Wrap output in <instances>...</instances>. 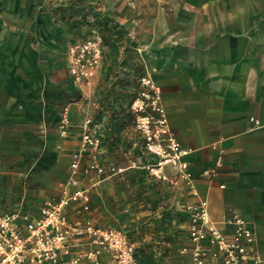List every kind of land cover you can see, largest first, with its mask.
Returning <instances> with one entry per match:
<instances>
[{
  "label": "crops",
  "instance_id": "1",
  "mask_svg": "<svg viewBox=\"0 0 264 264\" xmlns=\"http://www.w3.org/2000/svg\"><path fill=\"white\" fill-rule=\"evenodd\" d=\"M141 1L146 18L140 26L143 65L161 91V106L174 135L190 149L193 185L177 177L170 164L162 168L163 177H146L144 170L135 179L94 177L89 217L100 226L133 231L139 246L151 243L168 249L159 264H193L186 207L205 200L207 225L227 237L233 234V214L249 222L264 261V0ZM127 8L123 22L133 9ZM5 20L8 32L0 33V154L2 147L43 134L57 139L52 141L57 151L65 147L55 126L61 113L51 109L47 115L54 106L48 103V93L61 89L66 75L68 86L88 96L68 70L67 47L75 38L69 32L62 44L59 37L57 41L58 25L37 28L40 24L28 17ZM104 56L93 93L111 74L113 59L110 53ZM82 105L76 101L67 108L75 136L82 132ZM211 168H216L214 177L204 174ZM51 197L37 206L27 194L22 199L37 211ZM133 202L136 209H130ZM17 203H0V213ZM132 211L137 220H129ZM110 257L105 253L102 261ZM207 264L223 263L210 256Z\"/></svg>",
  "mask_w": 264,
  "mask_h": 264
},
{
  "label": "rangeland",
  "instance_id": "2",
  "mask_svg": "<svg viewBox=\"0 0 264 264\" xmlns=\"http://www.w3.org/2000/svg\"><path fill=\"white\" fill-rule=\"evenodd\" d=\"M174 1L177 4L183 2ZM141 2V0H0L1 34L8 32L5 19L14 16L32 18L34 22L40 24L35 26L37 28L44 27V23L58 25L57 41L59 37L62 44L69 32L72 37L78 38L91 30H96L105 46V54L110 53L113 59L110 63L111 74L107 78H102V85L97 93L82 95L76 88L68 86L66 75L62 76L64 86L58 90L52 89L48 93V103L54 106L46 110L47 115H50L51 109L57 110L60 114L65 108H69V103L82 101L84 115L92 118L91 129L95 131L98 143L95 149L86 147L81 167L82 176L88 182L91 177L140 178L143 170L145 176L149 178L158 174L163 177L165 174L162 169L158 171L157 167L162 157L149 149L147 134L141 127L145 116L158 117L151 106V96L143 95L150 87L143 84L142 77H149L152 81L153 77L143 65L140 50L142 43L140 26L146 19L140 8ZM127 6L133 9L128 21L123 22L121 18L128 11ZM162 12H168V9H163ZM61 50L62 45L58 46L57 52L60 66L63 58ZM105 58L104 56L102 66ZM83 122L84 118L82 124ZM50 123L54 126L53 121ZM55 124L59 131V121L56 120ZM71 124L63 137L65 147L57 151L52 144V141L57 139L44 134L26 138L24 144L1 148L2 205L17 203L24 194H27L32 206H37L44 199L61 191L62 184L69 176L72 152L82 146V132L75 136ZM75 130H79V127ZM59 134L61 135L60 131ZM92 162H97L103 168L101 174L89 170V164ZM132 193L135 194V191ZM130 209H136V202L130 205ZM134 211L130 213L129 220H137ZM129 224L135 225V221ZM110 227L126 233L129 244L133 246V255L138 258L140 264H159L160 259L162 261L168 256V249L153 248L151 243L150 245L145 243L144 247L139 246L136 236L131 234L133 231L127 233L119 227Z\"/></svg>",
  "mask_w": 264,
  "mask_h": 264
},
{
  "label": "built area",
  "instance_id": "3",
  "mask_svg": "<svg viewBox=\"0 0 264 264\" xmlns=\"http://www.w3.org/2000/svg\"><path fill=\"white\" fill-rule=\"evenodd\" d=\"M105 54V46L96 30L75 38L67 47L68 70L73 83L91 95ZM150 87L146 97L158 117L145 116L141 125L147 134L149 149L162 157L158 171L170 164L179 178L193 185V172L188 159L190 149L184 147L172 131L164 108L161 91L151 78L142 77ZM67 108L60 114L59 131L62 136L71 124ZM92 118L87 115L82 124V146L72 152L69 176L58 195L44 201L37 211L31 210L21 199L17 205L0 213V264H140L133 255L126 233L110 226H99L89 217L91 198L96 185L94 177L84 184L81 167L86 147L95 149L98 139L91 129ZM219 160L217 166L220 165ZM89 170L103 172L96 162ZM216 168L204 174L214 177ZM92 181V182H91ZM191 224L189 237L193 244V264H207L208 258L220 259L223 264H264L257 235L249 222L233 214L229 222L234 230L231 237L214 226L207 225L208 204L200 200L188 207ZM110 260L102 261L103 254Z\"/></svg>",
  "mask_w": 264,
  "mask_h": 264
}]
</instances>
